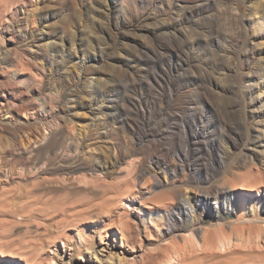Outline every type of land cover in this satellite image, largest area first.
<instances>
[{
	"label": "rangeland",
	"instance_id": "obj_1",
	"mask_svg": "<svg viewBox=\"0 0 264 264\" xmlns=\"http://www.w3.org/2000/svg\"><path fill=\"white\" fill-rule=\"evenodd\" d=\"M9 28L33 31L22 38L15 32L6 39L14 50L36 43L60 46L50 51L57 62L38 59L46 69L41 76H30L27 85L1 76L0 106L22 105L26 110L9 122L10 133L20 141L36 131L40 137L43 127L59 137V131L70 137L68 129H75L82 157H94V175L115 164L139 198L153 205L161 196L165 199L166 208L154 209L163 219L158 233L174 223L172 211L188 205L176 197L183 189L198 215L179 224L190 230L202 217L211 229L220 222L212 215L215 201L204 206L196 197L240 182L258 169L264 175V105L256 92L264 91V0H1L0 32L7 34ZM15 67L21 79L33 74L30 66ZM3 115L0 108V122L8 120ZM199 130L205 140L192 137ZM16 151L3 166L7 176L10 162L25 166L33 155ZM252 151L257 155L254 161ZM221 156L223 164L210 165ZM145 170L161 176L163 185L156 188ZM82 177L75 198L98 199L101 194L86 186L101 188V178L87 185ZM143 180H151L152 195L144 193ZM224 201L222 196L221 206ZM107 217L100 218L101 226ZM203 231L196 233L200 237ZM181 232L173 231L168 239ZM144 239L151 263L165 246ZM117 251L118 247L107 248L104 264Z\"/></svg>",
	"mask_w": 264,
	"mask_h": 264
},
{
	"label": "bare ground",
	"instance_id": "obj_2",
	"mask_svg": "<svg viewBox=\"0 0 264 264\" xmlns=\"http://www.w3.org/2000/svg\"><path fill=\"white\" fill-rule=\"evenodd\" d=\"M6 32L4 35L0 32V78L4 76L8 82H22L27 85L30 76L34 78L37 75L41 76L46 69L38 59L52 63L58 61L59 58L50 54V51H59V45L52 42L53 46L49 47V44L36 43L35 46H19L14 50L13 42L10 41L6 45V39H11L15 32L22 38L33 31L27 29L15 31L9 28ZM25 47L29 49L30 56L25 54ZM31 61L35 67H31ZM17 63L21 67L30 66L33 74L21 79L19 68L15 67ZM261 79L264 84V76ZM28 86L31 87L30 84ZM256 92L259 93L264 105V91L259 89ZM0 108L4 112L3 116L8 117V120L0 122V264H104V251L112 247H118L119 251L113 254L106 264H264V175L260 169L257 174L250 172L244 175L240 182L229 184L214 193L209 191L196 197L204 206H209L215 201L216 207L212 215L214 220L220 222L211 224L214 228L208 229L207 222L202 217L195 223H198V227L195 225L190 230L179 224L180 221L189 222V216L195 219L198 215L194 202L183 189L176 197L177 200L186 201L188 205L180 206L178 211H172L170 218L174 223L166 224L164 230L158 233L157 228L161 226L163 219L157 217V213L161 212L154 209L162 210L168 206L165 199L162 200V196L160 198L162 201H156L154 205L153 202L139 198L137 195L139 192L127 188L123 181L124 176L120 174L115 164L101 167L99 172L97 171L98 177L94 175L96 172L92 169L94 157H82L75 129H68L72 133L70 137L63 135L61 130L58 132L61 134L59 137L54 135V131H49L48 127H43L40 137L36 131L34 137L18 141L10 133L8 124L15 122L26 110L22 105L12 107L10 104ZM188 125L186 124L185 130L182 127L185 152L189 142ZM194 134L192 137L195 140L206 139L201 130ZM212 148L213 145L210 144V149ZM17 149L21 150L20 153L33 155L29 156V164L25 166L18 167L17 162V165L10 162V175L7 176L4 172L7 168L3 169V166L7 164V156L17 152ZM261 152L264 153L263 150ZM251 157L253 161L256 159V151H252ZM215 160L210 161L211 166L224 163L222 156ZM80 171H85L83 177L80 175L82 173L80 176L77 175ZM175 171L172 174H176ZM147 172L149 173V170ZM115 174L118 176H113ZM150 174V178L154 177L152 181L156 182V185L154 184L156 188L159 184L163 185L161 176L152 172ZM81 177L87 185L102 180L101 188L84 185L88 190L91 189L92 193L101 194L98 199L75 198L78 196L76 189L80 186ZM151 184V180L142 182V189L149 196L152 195ZM222 196L225 200L223 206L220 204ZM170 199L175 200L174 197ZM103 216H108L109 220L101 226L100 218ZM177 229L182 232L174 239H168V236ZM197 229L204 230L200 237L196 233ZM157 235L158 238L155 237ZM144 238H147L150 244L162 242L165 246L164 251L151 263V255L143 246L146 243Z\"/></svg>",
	"mask_w": 264,
	"mask_h": 264
}]
</instances>
